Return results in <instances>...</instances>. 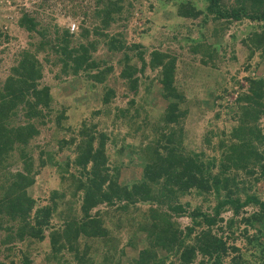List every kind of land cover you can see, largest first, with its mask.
Instances as JSON below:
<instances>
[{
  "label": "trees",
  "instance_id": "1",
  "mask_svg": "<svg viewBox=\"0 0 264 264\" xmlns=\"http://www.w3.org/2000/svg\"><path fill=\"white\" fill-rule=\"evenodd\" d=\"M44 1L36 8L46 6ZM83 1H62L63 10L68 9L71 16L82 15L72 31L55 20L42 19L35 8L20 9L15 20L26 34L25 45L16 51L0 82V264H34L31 255L44 242L47 248L41 259L45 264H222L226 258V264L264 262V198L255 187L264 180V0H203L202 6L193 0H171L173 15L206 29L195 38H185L190 41L189 51L199 52L202 64L219 70L222 82L230 78L228 87L222 83L221 90H214V106L235 93L227 105L234 123L217 132L205 130L198 151L181 144L179 123L186 109L179 107L182 96L173 84L176 56L167 49L129 42L123 31L108 30L139 10L135 0ZM124 3L128 7L125 15ZM150 20L144 18L141 23ZM236 22L244 23V29L248 26L239 39L244 58L241 65L236 63V73H245V85L235 74L223 75L216 62L226 60V53L228 59L236 60L234 48L231 54V48L227 51L226 43L221 44ZM147 29L146 25L137 34ZM228 34L232 39L234 32ZM8 38L0 28V43ZM230 43L234 45V40ZM98 49L104 57H95ZM44 63L52 66L46 67L49 71L57 67L53 76L61 82L63 76L80 77L90 83L92 92L100 87L105 114L114 96L105 78L114 66L118 67L116 79L131 94L138 90L145 70L155 72L151 82L157 81L161 96L168 101L153 119L151 138L140 144L121 139L115 151L134 155L135 178L120 180V165L108 164L107 134L85 120L68 139L55 140L56 149L67 152L62 160L50 150L39 151L33 158V146L28 144L39 127L52 123L54 128H63L61 122L67 118L68 105L51 107L56 99L53 87L41 82ZM133 104L130 99V108H115L111 117L112 123L120 117L132 123L130 119L143 113L130 129L132 135L149 117L140 104ZM218 114L214 112L210 123ZM213 136L215 143L210 142ZM13 165L16 170L11 171ZM47 165L54 169L57 182L46 202L38 205L30 190L34 176ZM239 173L250 177L241 178ZM183 195L199 196L201 201L212 198L213 205L205 210L195 205L189 210V202L180 199ZM226 211L230 216L223 219L221 214ZM183 216L188 217V224L180 222ZM195 227H199L197 233L190 236ZM122 230L127 234L124 242ZM237 239L248 245L243 250L248 258L234 245ZM139 242L142 247L137 250ZM127 247L137 250L135 256L125 253Z\"/></svg>",
  "mask_w": 264,
  "mask_h": 264
},
{
  "label": "rangeland",
  "instance_id": "2",
  "mask_svg": "<svg viewBox=\"0 0 264 264\" xmlns=\"http://www.w3.org/2000/svg\"><path fill=\"white\" fill-rule=\"evenodd\" d=\"M62 1L66 3V0H46L44 1L46 6L44 5L43 8L37 9L36 4L43 2V0H0V28L9 36L6 42L0 43V82L8 73V69L14 61L16 51L25 45L26 33L18 28L15 23V20L19 16L20 9L33 10L35 8L42 19L51 22L55 20L60 27L68 28V24L72 20L76 21L75 26H77L82 15L78 9H75L79 13H77L76 16H71L68 9L63 10ZM85 1L86 0H84L83 3ZM124 1L129 2L131 0ZM193 1L198 6H202V4L205 3L203 0ZM148 2H151V4H148ZM171 2V0H135L134 7L139 8V10H134L132 16L128 20L122 17V19L116 23V26L111 24L108 30L123 31L126 40L129 42L139 41L149 49L153 47L167 49L176 56L173 84L180 96H182L179 107L181 109H186L185 116L182 118L181 123H179V126L182 128L181 135L183 136L181 144L185 149L198 151L202 146L201 142L205 130L208 129L217 132L220 131V129L229 128V124L234 123V120L230 118L231 111L227 109V105L233 101L235 93L232 94V96H225L219 106H214L215 103H217L216 99H214V90L216 89L217 91L218 88L221 90L222 83L224 87H228L231 83L230 78L224 80L226 82H222V78L218 75L220 73L219 70L210 68L207 63L202 64L200 62L199 52L193 53L189 51L190 41H186L185 38H195L198 36L197 34H199V31H206V29L196 25L191 26L188 22L182 21V18L173 15V6ZM126 8L128 7L126 3H124V5H122L123 15L126 14ZM139 17H141L143 21L144 18L148 20L149 17L151 20L148 24H145L143 22L141 23L142 20L140 21ZM50 18H52V20ZM146 25L148 29L141 35H138L137 32ZM206 25L209 27L208 24ZM244 26L242 22L239 24L238 22L231 24L230 29L226 32L221 41L223 45L226 43L222 46L226 48L227 51L231 48V54L234 48L236 60L228 59L229 53L225 55V58L228 60L224 58L216 60L219 69L223 71L222 74L225 75L228 74V72L230 74H235L241 85H245V73L241 70L237 73L236 71L238 70V64H242L245 54V52H243L244 47L239 43L242 34L248 29V26L246 29H244ZM228 32H234L232 39ZM233 40L234 45L230 43L233 42ZM95 57H104V53L101 49L96 51ZM255 60L256 55L253 56L251 61L254 62ZM44 66L41 82L50 84L51 87H53L52 93L56 99L53 101L51 107L58 108L61 104L68 105L67 111L65 112L67 118L61 122L64 126L63 128H54V124L52 123L46 125V127H39V133L34 136L28 144V147L30 144L33 146V158L36 159L39 151L50 150L56 153V159L62 160L67 152L63 150L58 151L56 149L57 143L55 140L68 139L74 132L76 133L80 122L85 120L87 123H96L97 130H101L107 134L105 152L108 158V164L109 166L120 165L118 174L120 180L135 178L138 174V168L134 166L137 163L134 155L128 153L126 150H122L120 153L116 154L115 151L121 139H125V142L132 141L134 144H140V141L145 143L151 138L153 119L159 116L168 101L161 96L162 91L159 89L157 81L151 82V77L155 72L145 70V75L140 78L138 90L135 94H131V92L116 79L118 67L114 66L113 70L109 72L105 78V85L114 90V96L106 106L109 109V113L105 114L99 100L100 87H97V90L92 92L91 89H89L90 83L82 80L80 77L63 76V79L61 78L63 82H61L58 78L53 76L57 67L49 71L46 67L52 66H48L45 63ZM130 99L134 100V106L140 104L142 109L149 112V117L147 118L148 123L142 124L141 129L134 133V135H132L130 129L136 122H140H138V120L142 118L143 113H138L137 119L135 117L130 119L129 122L134 121L132 123L125 122V118L122 119V117L117 118L115 123H112L111 120L114 109L125 108L128 106V101ZM128 107L130 108L131 105ZM96 110H99V113H97ZM216 111L219 113L218 118L210 123ZM261 122L264 125V116ZM20 123H22V121H20ZM123 134L125 135L123 136ZM144 134H147L148 138H144ZM112 137L114 138V143L109 141ZM216 139L217 137L213 136L210 142L215 143ZM13 166L14 167L10 169L11 171L16 170L15 165ZM239 174V176L244 179L250 177L248 175L243 176L242 173ZM240 177L237 179H241ZM56 182L57 179L54 169L49 165L41 168L40 172L34 176V183L30 193L38 205H42L46 202L48 191L55 186ZM255 187L258 189L256 190L257 194L264 198V180L259 181ZM180 199L181 201L189 202V210L195 205L200 206L202 210L213 205L212 198H210L209 201H201L199 196L192 197L191 195H183ZM98 208L105 209L103 205L98 206ZM245 208L248 212L251 210L248 206ZM221 216L223 219H226L230 216V212H223ZM54 221L56 220H53V222ZM180 222L182 225L188 224L189 219L187 216H183L180 218ZM219 224H224V221ZM239 225L240 228L243 227L242 223ZM198 229L199 227H195L190 236L196 234ZM225 231L227 232L226 229H224V232ZM119 233L124 242L127 236L126 232L122 230ZM261 239L264 240V238ZM227 240L228 243L232 242V239ZM193 242L194 241H192V243ZM233 243L236 247L240 248L241 251L248 247V245L245 243L243 244V241L240 239L235 240ZM136 245L137 250L142 247L140 242ZM39 248L40 251L38 253L35 252L31 255L34 264L44 263V260L41 258L43 255L42 251L47 248L46 242L40 244L39 247H37V251ZM137 250H131L127 247L125 248V253H127L128 256H135ZM244 255L248 258V253H246V251ZM226 263H228V258L224 259L222 262V264ZM120 264L125 263L122 261ZM255 264H264V262H256Z\"/></svg>",
  "mask_w": 264,
  "mask_h": 264
},
{
  "label": "built area",
  "instance_id": "3",
  "mask_svg": "<svg viewBox=\"0 0 264 264\" xmlns=\"http://www.w3.org/2000/svg\"><path fill=\"white\" fill-rule=\"evenodd\" d=\"M75 22H73V21H71L70 23H69V30L70 31H72L73 29H75Z\"/></svg>",
  "mask_w": 264,
  "mask_h": 264
},
{
  "label": "clouds",
  "instance_id": "4",
  "mask_svg": "<svg viewBox=\"0 0 264 264\" xmlns=\"http://www.w3.org/2000/svg\"><path fill=\"white\" fill-rule=\"evenodd\" d=\"M71 22V21H70ZM68 28H69V24H68Z\"/></svg>",
  "mask_w": 264,
  "mask_h": 264
}]
</instances>
